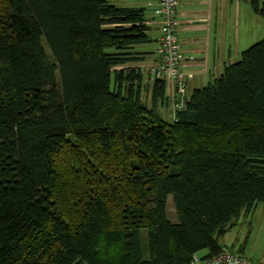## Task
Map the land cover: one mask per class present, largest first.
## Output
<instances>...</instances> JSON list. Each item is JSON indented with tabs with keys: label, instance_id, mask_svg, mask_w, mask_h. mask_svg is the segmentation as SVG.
<instances>
[{
	"label": "trees",
	"instance_id": "obj_1",
	"mask_svg": "<svg viewBox=\"0 0 264 264\" xmlns=\"http://www.w3.org/2000/svg\"><path fill=\"white\" fill-rule=\"evenodd\" d=\"M149 30L110 0H0V264H187L264 204V37L167 121Z\"/></svg>",
	"mask_w": 264,
	"mask_h": 264
},
{
	"label": "crops",
	"instance_id": "obj_2",
	"mask_svg": "<svg viewBox=\"0 0 264 264\" xmlns=\"http://www.w3.org/2000/svg\"><path fill=\"white\" fill-rule=\"evenodd\" d=\"M110 1L120 7L145 10L153 42L138 45L134 50L143 52L144 56V60L137 66L152 62L155 59L156 39L160 34V19L154 11L155 0ZM178 18L181 21L179 41L184 54L189 57L184 63V69L193 74L189 88L192 93L195 89L203 88L209 80L221 75L226 66L237 61L240 46L255 40L256 28L260 30L262 16L256 14L249 3L243 0H180ZM152 79L144 76L143 90L150 89ZM166 95L168 105L160 109L171 116L173 85L170 81H166ZM220 244L256 262L264 261V205H257L247 214L242 213L227 228L220 238ZM198 254L204 257L208 255V250H201Z\"/></svg>",
	"mask_w": 264,
	"mask_h": 264
},
{
	"label": "built area",
	"instance_id": "obj_3",
	"mask_svg": "<svg viewBox=\"0 0 264 264\" xmlns=\"http://www.w3.org/2000/svg\"><path fill=\"white\" fill-rule=\"evenodd\" d=\"M180 0H155L154 11L160 19V34L155 43V59L140 66L144 76L164 79L173 85V99L171 101L172 120H177V114L185 111L190 102V81L192 73L186 72L184 63L189 58L181 48L179 29L181 21L178 18ZM76 264H89L79 261ZM187 264H264L256 262L253 258L243 256L224 248L213 256H200L195 253Z\"/></svg>",
	"mask_w": 264,
	"mask_h": 264
},
{
	"label": "rangeland",
	"instance_id": "obj_4",
	"mask_svg": "<svg viewBox=\"0 0 264 264\" xmlns=\"http://www.w3.org/2000/svg\"><path fill=\"white\" fill-rule=\"evenodd\" d=\"M261 1L264 2V0H261ZM234 19H235V18H234ZM235 21H236V20H234L233 23H235ZM240 34H241V36H242V33H240ZM263 37H264V17L261 18V26H260V30H258V29L256 28V36H254V39H255V40L252 41V42H249V43L246 44L245 46H240L241 48H240V50H239V54H240L243 50H245V49H247L248 47H250L251 45H253V44H255L256 42L260 41ZM45 48H46V46H45ZM239 54H238V56L236 57V60L239 59ZM143 98H145L146 100H147V98H148V96H147V92H146V91L143 92ZM170 107H171V106H170ZM160 114L162 115V117H163L165 120H167V121L172 120V115H171V116H168V115L166 114V111H164L163 109H160ZM170 117H171V118H170ZM259 205L263 206L264 204H259ZM167 213H168V217H169V219H170L171 221H173V222H176V221H177V219H176V214H175V208H174V205H173V202H172V199H171L170 196H169L168 201H167Z\"/></svg>",
	"mask_w": 264,
	"mask_h": 264
}]
</instances>
